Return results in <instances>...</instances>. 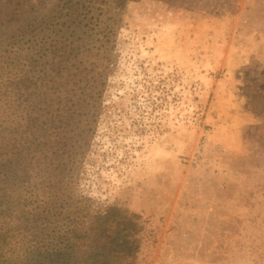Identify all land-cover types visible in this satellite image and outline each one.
Listing matches in <instances>:
<instances>
[{"label":"rangeland","instance_id":"obj_1","mask_svg":"<svg viewBox=\"0 0 264 264\" xmlns=\"http://www.w3.org/2000/svg\"><path fill=\"white\" fill-rule=\"evenodd\" d=\"M90 3L77 27L107 77L99 107L83 112L92 128L67 140L66 177L39 221L46 242L116 207L142 219L135 264H264V0ZM58 5L0 0V59L45 36L68 51L52 70L79 66L76 23L36 35ZM2 78L0 137L24 85L8 92Z\"/></svg>","mask_w":264,"mask_h":264},{"label":"trees","instance_id":"obj_2","mask_svg":"<svg viewBox=\"0 0 264 264\" xmlns=\"http://www.w3.org/2000/svg\"><path fill=\"white\" fill-rule=\"evenodd\" d=\"M91 1L119 11L126 4V0H109V4L105 0H59L58 11L41 24L45 31L36 33L65 37L67 27L76 23L78 34L72 41L80 46L71 51L78 49L79 58L84 56L79 66L52 70L68 51L50 46L45 36L34 37L28 49L11 51L0 59L7 64L0 76L8 92L24 76L21 112L15 120L9 114L3 116L0 137V264H135L140 252L142 219L120 208L78 215L68 232L51 242H46V230L39 224L48 221L66 177L72 145L67 147V140L72 142L75 133L92 128L83 112L93 115L99 107L107 77V68L102 71L93 54L84 50L86 35L77 27L88 19ZM78 10L83 13L75 17ZM108 29L97 36L99 41L108 40ZM33 68L34 82L31 77L25 80V73Z\"/></svg>","mask_w":264,"mask_h":264}]
</instances>
